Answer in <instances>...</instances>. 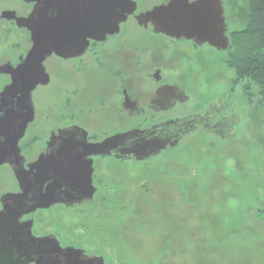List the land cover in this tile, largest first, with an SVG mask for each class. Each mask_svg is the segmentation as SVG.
Instances as JSON below:
<instances>
[{"label": "flooded vegetation", "instance_id": "obj_1", "mask_svg": "<svg viewBox=\"0 0 264 264\" xmlns=\"http://www.w3.org/2000/svg\"><path fill=\"white\" fill-rule=\"evenodd\" d=\"M132 1L117 27L85 36L81 52L45 57L46 77L30 93L32 119L22 133L20 102L13 92L0 95V213L14 208L11 195L22 191L15 168L32 175L44 165L56 185L53 203L20 208L0 227L10 264H175L177 255L190 264L191 240L200 237L191 234V194L221 192L223 162L250 161L239 144L247 147L253 116L234 101L239 81L228 55L236 30L226 21L225 0V49L142 18L157 6L198 0ZM35 5L0 0V66H17L30 50V30L16 18ZM10 83L0 71V92ZM138 141L154 147L128 154L126 145ZM88 187L90 198L75 199ZM210 226L217 247L218 227ZM126 252L132 261L118 260Z\"/></svg>", "mask_w": 264, "mask_h": 264}, {"label": "water", "instance_id": "obj_2", "mask_svg": "<svg viewBox=\"0 0 264 264\" xmlns=\"http://www.w3.org/2000/svg\"><path fill=\"white\" fill-rule=\"evenodd\" d=\"M59 4H62V11L57 8ZM35 6L28 17L16 18L18 25L26 26L30 30L32 40L30 50L17 66H0V71L11 75V83L0 92V95L3 97L13 92L16 101L20 102L18 110H22V113L27 115L22 121L20 133L32 119L30 93L33 87L43 82L46 77L42 65L45 57L51 53L69 56L81 52L86 43L82 41L85 36L97 38L104 35L110 28L117 27L118 23L134 10L135 3L132 0H36ZM50 8L56 9V13L47 14L46 11ZM142 18L151 20L156 28L166 32L195 36L202 41H208L211 45H219L223 49L228 46L220 0H198L182 8L177 6V1H173L167 5L155 7ZM74 36H78V41H76L77 38L72 41ZM17 111H15L16 115ZM16 140L17 138L14 141ZM152 146L147 142H130L126 145V150L128 154H137L141 150L147 151ZM57 164L60 163L54 162L55 166ZM37 165V170L32 175L26 174L21 167L15 168V177L22 191L18 195H11L15 197L12 201L15 206L14 208L5 207L0 213V227H6L11 219H16L21 213L20 208L30 210L45 207L56 200V194L52 191L56 185L52 183V177H49L44 165ZM38 185L43 187L36 189L31 198L26 200L32 188ZM91 194L90 188L85 193L77 194L75 199L80 201L88 199ZM8 199L12 200L10 197ZM9 240L8 245L16 244L15 238H9ZM24 242L31 243L34 240L26 236ZM7 252L4 238L0 234V264L11 263L10 254Z\"/></svg>", "mask_w": 264, "mask_h": 264}, {"label": "rangeland", "instance_id": "obj_3", "mask_svg": "<svg viewBox=\"0 0 264 264\" xmlns=\"http://www.w3.org/2000/svg\"><path fill=\"white\" fill-rule=\"evenodd\" d=\"M224 6L230 29L243 28L247 22V0H225ZM246 84L245 79L239 80L234 101L246 103V109L253 116V135L248 132L247 147L239 144L240 155L250 161L223 162L225 175L221 192L212 189L203 194H191V234L200 237L196 244L191 240L190 264H264V213L260 210L264 208V104L258 87L251 83L246 90ZM244 90L250 96H244ZM195 201L196 208L193 207ZM111 214L114 216L117 212L112 209ZM215 224L220 239L217 247L211 242L214 238L209 237L215 234L210 226ZM203 237H207V242L202 243ZM126 253L118 260L123 262L125 258L131 262L133 257ZM177 256L175 264H183L182 255Z\"/></svg>", "mask_w": 264, "mask_h": 264}, {"label": "trees", "instance_id": "obj_4", "mask_svg": "<svg viewBox=\"0 0 264 264\" xmlns=\"http://www.w3.org/2000/svg\"><path fill=\"white\" fill-rule=\"evenodd\" d=\"M247 22L232 34L233 51L228 55L229 64L239 80H246L258 87L264 104V0H247ZM245 96H250L245 92ZM264 213V208L261 210Z\"/></svg>", "mask_w": 264, "mask_h": 264}]
</instances>
